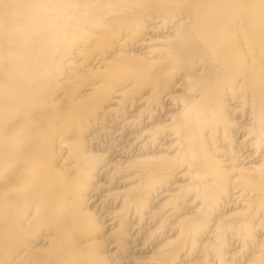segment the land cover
Returning a JSON list of instances; mask_svg holds the SVG:
<instances>
[{"label": "bare ground", "instance_id": "bare-ground-1", "mask_svg": "<svg viewBox=\"0 0 264 264\" xmlns=\"http://www.w3.org/2000/svg\"><path fill=\"white\" fill-rule=\"evenodd\" d=\"M0 264H264V0H0Z\"/></svg>", "mask_w": 264, "mask_h": 264}, {"label": "rangeland", "instance_id": "rangeland-1", "mask_svg": "<svg viewBox=\"0 0 264 264\" xmlns=\"http://www.w3.org/2000/svg\"><path fill=\"white\" fill-rule=\"evenodd\" d=\"M94 214L95 213H93L92 215L94 216ZM98 214H100V213H98ZM98 223V222H97ZM109 224V222H107L106 224H105V226H107ZM104 231H105V229H104ZM104 231H103V233H104ZM106 232V231H105Z\"/></svg>", "mask_w": 264, "mask_h": 264}]
</instances>
